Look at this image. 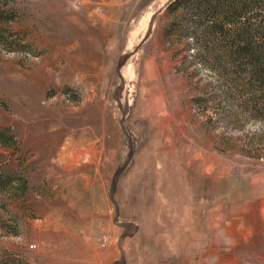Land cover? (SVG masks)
Returning a JSON list of instances; mask_svg holds the SVG:
<instances>
[{"label": "rangeland", "instance_id": "obj_1", "mask_svg": "<svg viewBox=\"0 0 264 264\" xmlns=\"http://www.w3.org/2000/svg\"><path fill=\"white\" fill-rule=\"evenodd\" d=\"M170 1L0 0V264H264V90Z\"/></svg>", "mask_w": 264, "mask_h": 264}, {"label": "trees", "instance_id": "obj_2", "mask_svg": "<svg viewBox=\"0 0 264 264\" xmlns=\"http://www.w3.org/2000/svg\"><path fill=\"white\" fill-rule=\"evenodd\" d=\"M166 9L175 16L169 31L201 30L219 50L214 68L245 71L264 90V0H171Z\"/></svg>", "mask_w": 264, "mask_h": 264}, {"label": "built area", "instance_id": "obj_3", "mask_svg": "<svg viewBox=\"0 0 264 264\" xmlns=\"http://www.w3.org/2000/svg\"><path fill=\"white\" fill-rule=\"evenodd\" d=\"M33 246H30V248H32Z\"/></svg>", "mask_w": 264, "mask_h": 264}]
</instances>
